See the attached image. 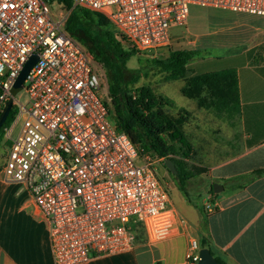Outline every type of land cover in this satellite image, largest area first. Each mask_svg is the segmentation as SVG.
Listing matches in <instances>:
<instances>
[{"label": "built area", "instance_id": "obj_1", "mask_svg": "<svg viewBox=\"0 0 264 264\" xmlns=\"http://www.w3.org/2000/svg\"><path fill=\"white\" fill-rule=\"evenodd\" d=\"M47 2L0 0V111L25 62L38 57L24 81L27 103L13 100V125L21 124L0 168L24 185L47 223L54 264L131 249L130 222L151 241L182 234L185 222L156 174L165 159L143 154L116 130L91 55L63 30L68 13L55 19ZM72 2L105 18L116 39L139 53L168 47L170 28L186 26L193 5L264 17V0ZM207 199L203 209L212 214L218 205ZM198 252L192 240L188 264H197Z\"/></svg>", "mask_w": 264, "mask_h": 264}, {"label": "crops", "instance_id": "obj_2", "mask_svg": "<svg viewBox=\"0 0 264 264\" xmlns=\"http://www.w3.org/2000/svg\"><path fill=\"white\" fill-rule=\"evenodd\" d=\"M225 12L226 23L210 35L227 32L228 36L190 45L193 51L224 49L231 54L219 65L205 66L208 69L200 67V61L192 66L196 64L197 74L233 70L238 104L230 112L196 107L203 115L191 118L195 132H186L192 162L205 169L192 178L205 185L203 197L210 195L213 184L223 186L217 211L200 213L184 199L174 206L185 222L182 234L151 241L141 229L143 234L135 235L131 249L96 256L84 264H188L192 240L199 250L205 240L204 248L223 264H264V175L247 177L264 168V19L247 35L244 20L249 15L219 10L220 19ZM197 206L203 208V202ZM0 264H54L47 223L24 185L7 181L1 168Z\"/></svg>", "mask_w": 264, "mask_h": 264}, {"label": "trees", "instance_id": "obj_3", "mask_svg": "<svg viewBox=\"0 0 264 264\" xmlns=\"http://www.w3.org/2000/svg\"><path fill=\"white\" fill-rule=\"evenodd\" d=\"M50 1L68 12L63 30L101 66L106 79L107 93L104 102L116 130L126 134L143 154L152 159H170L176 169V174H171L174 183L189 203L185 185L196 174L205 171L203 167L190 162L192 148L184 129V125L191 119L190 114L180 109L175 116L170 115L167 108L172 103L169 98L157 94L148 86L136 87L141 73L139 70H130L127 63L139 52L122 45L105 18L85 8L73 6L72 0ZM204 53L206 52L173 50L167 57L154 60L151 64L164 75L165 81H184L180 94L193 101L198 109L230 112L238 104L235 72L213 69L214 71L195 73L193 68L196 64L192 65L197 61L202 62L200 67L203 69H208L205 66L221 64L205 61ZM1 93L0 87V95ZM16 114L17 108L13 105L0 128V142ZM263 175L264 168L251 172L247 177L253 179ZM209 193L213 200L217 199L218 195L213 193L212 187ZM196 209L200 213L205 212L199 206ZM130 227L134 236L137 228L141 230L133 222H130ZM204 247L205 240L202 241V248ZM216 262L223 264L217 259Z\"/></svg>", "mask_w": 264, "mask_h": 264}, {"label": "rangeland", "instance_id": "obj_4", "mask_svg": "<svg viewBox=\"0 0 264 264\" xmlns=\"http://www.w3.org/2000/svg\"><path fill=\"white\" fill-rule=\"evenodd\" d=\"M47 5L55 19H60L61 17L66 16L68 13L61 6H58L55 2H47ZM217 11L219 10L194 5L190 6L187 25L173 26L170 28V45L168 47L151 52H141L131 58L127 63V67L130 70H139L141 73L140 81L138 82L136 87L139 88L141 86H148L152 88L157 94L165 96L171 100L172 106L170 108H167L170 115L175 116L177 112L182 109L187 111L191 115V118L198 119L202 117L203 113L196 108V105L193 101L182 97V95L180 94V88L183 86L182 80L165 81L164 75L158 70V68L153 67L151 63L154 60H160L167 57L168 53L173 50H193V46L190 45L192 41H198L199 43H211L213 40H215V38L228 36L229 33L227 32L210 35L213 34L215 30H219V28H222L223 24L226 23L225 15L227 12H225L223 14V18L220 19ZM263 19L264 17L250 15L246 16L244 25L247 28V35L250 34L249 30L252 31L255 28L260 27L262 25L261 22L263 21ZM208 22L210 25L205 26L201 24H207ZM211 25L215 26L212 27ZM230 54L231 53L226 52L224 49H220L208 51L203 55L205 61L207 60L213 63H222L223 60ZM92 69L99 77L100 94L103 98H105L107 93L105 75L101 66L99 64H96L93 59ZM14 99L19 104L25 105L28 101V96L25 90H22L15 96ZM20 124V119L17 120L15 125H13L12 122L10 127L5 131L4 138L0 142V167L8 152L10 139L16 137L20 128ZM195 128L196 123L192 120L184 125V129L186 130V132H195ZM214 137L218 140V142L222 140L221 135H214ZM190 162L194 164V162H192V159ZM156 174L160 182L167 187L172 205L177 207L184 200V197L176 187L171 173H169V171L160 164L156 168ZM200 177H202V179H205L204 176ZM201 182L202 181L200 179H192L185 185L189 201L196 206L201 204V202L204 203L205 201H207V197L210 196L209 194H207L205 197H203L205 194V185L201 184ZM205 182L207 181L205 180ZM138 234H143V232L137 228L135 230V235L137 236Z\"/></svg>", "mask_w": 264, "mask_h": 264}, {"label": "water", "instance_id": "obj_5", "mask_svg": "<svg viewBox=\"0 0 264 264\" xmlns=\"http://www.w3.org/2000/svg\"><path fill=\"white\" fill-rule=\"evenodd\" d=\"M38 57L36 55H32L28 58V60L23 65L21 71L19 72L18 76L16 77L14 83L12 84L10 90H9V98L4 103L1 111H0V128L5 122L10 109L13 106V100L15 96L23 90L24 87V81L26 77L28 76L31 68L35 65L37 62ZM163 165L165 168L173 175L176 174V169L170 159H165L163 162ZM213 193L218 195L217 198L220 199L221 195L220 193L223 191V187L219 186L218 184L212 185ZM199 260L197 264H218L216 260L212 257L209 250L206 248H202L198 252Z\"/></svg>", "mask_w": 264, "mask_h": 264}]
</instances>
